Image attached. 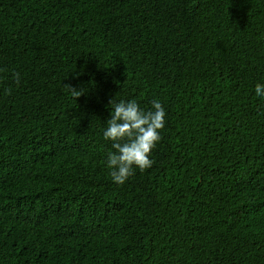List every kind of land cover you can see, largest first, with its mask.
I'll use <instances>...</instances> for the list:
<instances>
[{"label": "trees", "instance_id": "16d2710c", "mask_svg": "<svg viewBox=\"0 0 264 264\" xmlns=\"http://www.w3.org/2000/svg\"><path fill=\"white\" fill-rule=\"evenodd\" d=\"M258 82L264 0H0V264H264ZM111 99L166 111L123 185Z\"/></svg>", "mask_w": 264, "mask_h": 264}, {"label": "clouds", "instance_id": "9594fccd", "mask_svg": "<svg viewBox=\"0 0 264 264\" xmlns=\"http://www.w3.org/2000/svg\"><path fill=\"white\" fill-rule=\"evenodd\" d=\"M17 83L19 73H13ZM255 95L264 99V83L258 82ZM110 118L103 129L102 136L110 142L105 166L113 183L123 185L136 169L143 172L153 165L152 149L161 139V130L165 126L166 111L159 99H153L151 108H141L135 100L109 101Z\"/></svg>", "mask_w": 264, "mask_h": 264}]
</instances>
